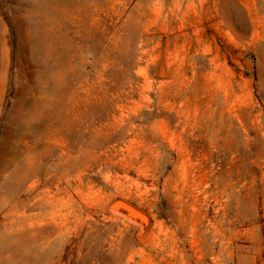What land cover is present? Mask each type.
<instances>
[{
  "label": "rangeland",
  "instance_id": "rangeland-1",
  "mask_svg": "<svg viewBox=\"0 0 264 264\" xmlns=\"http://www.w3.org/2000/svg\"><path fill=\"white\" fill-rule=\"evenodd\" d=\"M0 264H264V0H0Z\"/></svg>",
  "mask_w": 264,
  "mask_h": 264
},
{
  "label": "water",
  "instance_id": "water-1",
  "mask_svg": "<svg viewBox=\"0 0 264 264\" xmlns=\"http://www.w3.org/2000/svg\"><path fill=\"white\" fill-rule=\"evenodd\" d=\"M117 210L119 214L127 218L128 220L137 223L139 225H146L149 222V218L135 206L128 202L117 200L110 206V211Z\"/></svg>",
  "mask_w": 264,
  "mask_h": 264
}]
</instances>
